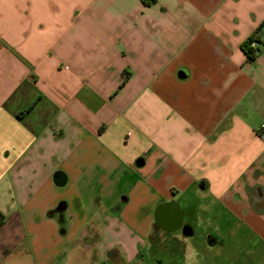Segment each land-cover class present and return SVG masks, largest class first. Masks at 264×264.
I'll use <instances>...</instances> for the list:
<instances>
[{"label": "crops", "instance_id": "obj_1", "mask_svg": "<svg viewBox=\"0 0 264 264\" xmlns=\"http://www.w3.org/2000/svg\"><path fill=\"white\" fill-rule=\"evenodd\" d=\"M148 244L264 264V0H0V264Z\"/></svg>", "mask_w": 264, "mask_h": 264}, {"label": "rangeland", "instance_id": "obj_2", "mask_svg": "<svg viewBox=\"0 0 264 264\" xmlns=\"http://www.w3.org/2000/svg\"><path fill=\"white\" fill-rule=\"evenodd\" d=\"M149 244L147 247H145V250H144L145 256L143 260H134L131 262L130 261L126 262L124 258H121L120 256H118L116 259V262L118 264H161L162 263L161 257L157 261V257L159 256V254L156 251L157 246L154 245V247L151 248L150 247L151 244L150 245Z\"/></svg>", "mask_w": 264, "mask_h": 264}, {"label": "flooded vegetation", "instance_id": "obj_3", "mask_svg": "<svg viewBox=\"0 0 264 264\" xmlns=\"http://www.w3.org/2000/svg\"><path fill=\"white\" fill-rule=\"evenodd\" d=\"M173 222H174V218L173 217L169 218V217H166L165 214L163 216H159L157 214L156 225H158L160 227H167L168 228L170 225H173V224H171ZM117 257L118 256H117V254L115 252L110 253L107 256L106 260H104L101 264H118L116 262Z\"/></svg>", "mask_w": 264, "mask_h": 264}, {"label": "trees", "instance_id": "obj_4", "mask_svg": "<svg viewBox=\"0 0 264 264\" xmlns=\"http://www.w3.org/2000/svg\"><path fill=\"white\" fill-rule=\"evenodd\" d=\"M262 25L258 27L256 31V35L260 32ZM256 36H252L243 46L244 51L248 54V57L253 60L256 56L262 51L261 47L254 48L252 47V43L258 41ZM261 44V43H260Z\"/></svg>", "mask_w": 264, "mask_h": 264}, {"label": "water", "instance_id": "obj_5", "mask_svg": "<svg viewBox=\"0 0 264 264\" xmlns=\"http://www.w3.org/2000/svg\"><path fill=\"white\" fill-rule=\"evenodd\" d=\"M159 216H163L165 213H164V210H163V208L162 207H159L158 208V213H157ZM173 218H174V222L173 223H171V224H174L175 222H176V220H177V215L176 216H173ZM170 225V224H169ZM171 226V225H170Z\"/></svg>", "mask_w": 264, "mask_h": 264}, {"label": "built area", "instance_id": "obj_6", "mask_svg": "<svg viewBox=\"0 0 264 264\" xmlns=\"http://www.w3.org/2000/svg\"><path fill=\"white\" fill-rule=\"evenodd\" d=\"M258 45H259V44H258L256 41L252 43V47H254V48H257Z\"/></svg>", "mask_w": 264, "mask_h": 264}]
</instances>
